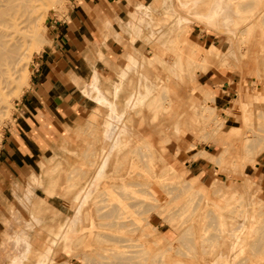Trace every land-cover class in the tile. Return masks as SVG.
<instances>
[{
    "label": "rangeland",
    "instance_id": "obj_1",
    "mask_svg": "<svg viewBox=\"0 0 264 264\" xmlns=\"http://www.w3.org/2000/svg\"><path fill=\"white\" fill-rule=\"evenodd\" d=\"M68 1H43L42 43L27 51L29 85L21 77L26 87L19 95L12 90L15 81L0 105V148L21 112L51 21ZM226 1L214 3L219 11L213 20L203 18L211 0L142 4L125 29L120 62L127 55L144 61L157 86L145 106L127 115L140 138L126 153L111 155L118 160L90 194L85 226L74 238H68L67 225L58 228L73 217L77 190L109 156L101 131L108 108L92 103L87 119L60 134L48 158L12 181L4 178L0 236L9 243L0 264L19 260L28 242L35 253L20 264H34L36 251L49 247L46 264H264V181L257 176L264 165V0H235L239 14L224 26L220 9ZM230 49L234 55L225 56ZM211 70L229 77L236 98L230 110L218 107ZM117 77L103 78L109 98ZM137 78L131 74L126 87L137 86ZM238 222L242 227L233 238Z\"/></svg>",
    "mask_w": 264,
    "mask_h": 264
},
{
    "label": "crops",
    "instance_id": "obj_2",
    "mask_svg": "<svg viewBox=\"0 0 264 264\" xmlns=\"http://www.w3.org/2000/svg\"><path fill=\"white\" fill-rule=\"evenodd\" d=\"M217 1L211 0L209 10L203 18L213 20L216 17L219 7L215 8L214 3ZM146 2L147 0H69L65 12L51 21L50 38L33 65L30 86L21 103V112L0 148V225L4 224L1 215L7 191L3 186L4 178L12 181L48 158L46 152L52 150L60 134L62 137L66 131L73 130L77 124L86 120L92 110L91 104L96 103L109 109L101 128L103 148L111 146L109 156L105 155L101 159L96 173L77 190L73 199L74 215L72 218L67 216L58 229L64 230L67 225L68 238H71V233L74 238L85 226L84 209L90 204V194L99 189V184L107 178L106 172L110 164L118 160H113L111 155L119 157L126 153L136 139L140 138L138 129L126 121L127 115L132 108L145 106L157 89L144 61L134 55H127V62L122 66L120 63L126 48L125 29L133 20V15ZM235 4V0H227L226 6L220 9L223 12L220 20L222 25H230L239 14ZM140 22H147L149 25L144 17L140 18ZM132 28L136 32L141 30L140 26L134 25ZM233 55L231 49L225 52V56ZM167 65L176 74L175 65ZM131 74L138 77V85L127 88ZM117 75V79L110 82L114 94L113 98H109L104 92L103 81ZM209 77L211 83L218 87V107L230 110L232 101L236 98L230 87L229 77L213 70ZM92 84V89L89 90ZM124 93V104H118L117 99ZM195 163L196 160L192 166ZM6 167L12 168V171L7 172ZM258 169L257 176L263 177L264 181V165H260ZM32 181L39 182L36 175L32 176ZM81 209L80 221L74 224V218ZM57 212L63 214L62 211ZM241 227V222H238L236 229H231L233 238L238 237L235 232ZM20 239L17 235L16 241L19 242ZM6 243L9 240L3 241L0 236V262ZM50 250L51 247L44 251L37 250L34 264H46ZM29 253L35 251L33 252L32 245L28 242L27 253L11 264L25 262Z\"/></svg>",
    "mask_w": 264,
    "mask_h": 264
},
{
    "label": "bare ground",
    "instance_id": "obj_3",
    "mask_svg": "<svg viewBox=\"0 0 264 264\" xmlns=\"http://www.w3.org/2000/svg\"><path fill=\"white\" fill-rule=\"evenodd\" d=\"M43 1L0 0V105L5 102L6 90L15 81L16 86L12 90L19 92V95L22 94L26 85H29L27 51L31 44L35 46L42 43L39 41V34L42 26L40 9H42ZM36 48L40 49V45ZM21 77L26 79V85L19 84ZM81 213L82 209L74 218V224L80 221ZM70 236L72 238L73 233ZM263 242L260 243L263 244Z\"/></svg>",
    "mask_w": 264,
    "mask_h": 264
}]
</instances>
